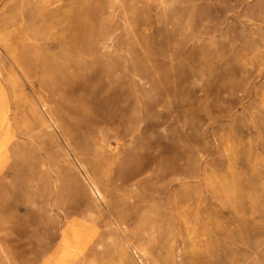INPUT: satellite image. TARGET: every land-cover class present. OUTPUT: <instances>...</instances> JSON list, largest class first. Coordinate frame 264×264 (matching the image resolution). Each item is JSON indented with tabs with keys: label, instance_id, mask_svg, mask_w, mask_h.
Masks as SVG:
<instances>
[{
	"label": "rangeland",
	"instance_id": "374dc122",
	"mask_svg": "<svg viewBox=\"0 0 264 264\" xmlns=\"http://www.w3.org/2000/svg\"><path fill=\"white\" fill-rule=\"evenodd\" d=\"M0 264H264V0H0Z\"/></svg>",
	"mask_w": 264,
	"mask_h": 264
}]
</instances>
